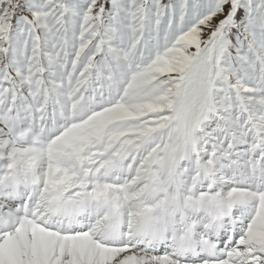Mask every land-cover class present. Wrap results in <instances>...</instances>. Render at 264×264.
<instances>
[{"label":"snow or ice","instance_id":"obj_1","mask_svg":"<svg viewBox=\"0 0 264 264\" xmlns=\"http://www.w3.org/2000/svg\"><path fill=\"white\" fill-rule=\"evenodd\" d=\"M0 264H264V0H0Z\"/></svg>","mask_w":264,"mask_h":264}]
</instances>
